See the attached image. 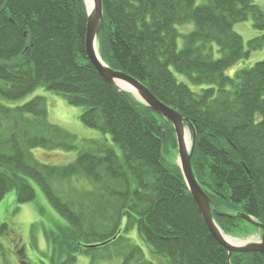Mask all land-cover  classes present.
I'll return each instance as SVG.
<instances>
[{"label": "trees", "instance_id": "16d2710c", "mask_svg": "<svg viewBox=\"0 0 264 264\" xmlns=\"http://www.w3.org/2000/svg\"><path fill=\"white\" fill-rule=\"evenodd\" d=\"M102 1L100 56L192 125L194 174L212 208L226 214L214 217L218 226L233 237L264 233V59L227 73L264 47V8L253 0ZM249 18L262 33L245 48L234 25ZM87 19L83 0H0V97L18 101L43 87L82 107V123L105 135L71 163L44 164L32 149L70 151L76 136L48 120L45 97L14 107L0 101V202L11 190L19 204L30 202L39 186L66 221L62 231H44L51 264H74L80 253L94 264L96 248L130 230L168 264H264L259 252L229 259L180 167L165 160L177 146L172 123L100 75L85 49ZM191 22L192 31L178 30ZM9 229L3 223L0 236Z\"/></svg>", "mask_w": 264, "mask_h": 264}, {"label": "rangeland", "instance_id": "374dc122", "mask_svg": "<svg viewBox=\"0 0 264 264\" xmlns=\"http://www.w3.org/2000/svg\"><path fill=\"white\" fill-rule=\"evenodd\" d=\"M253 1L264 8V0ZM83 2L87 6L86 1L83 0ZM204 2H206V0H197V4ZM177 27L182 34H185L192 31L195 25L191 22ZM234 29L243 37L245 48H247L250 39L262 33L253 27L251 18L236 23ZM183 46L184 38L180 36L178 38V47L182 48ZM215 56L218 57L219 54L215 53ZM262 59H264V47L253 51L248 58L234 64L227 70V73L233 75L236 71L251 67ZM178 78L184 79L181 75L178 76ZM191 87L196 91L201 89V87L192 84ZM125 92L127 91L125 90ZM37 96H42L46 99L48 120L76 136L73 141L76 147L70 151L63 149L50 150L40 147L32 149L33 155L41 163L51 165H65L71 163L76 160L81 150L91 147V140H104L105 135L95 129L86 127L82 123L80 119L83 112L82 107L69 105L61 95L47 91L43 87L36 89L33 93L18 101H9L1 97L0 101L14 107L25 104ZM107 137L109 142L116 148L117 152L120 153L119 147L112 143L109 136ZM190 139L192 140L191 134ZM165 160L169 163L174 162V164H179L177 146L176 149H173L169 154L166 153ZM33 185L36 190V197L34 200L19 204L16 199V190H11L0 202V226L3 223H8L10 226L9 231L0 236L6 250V257H4V259L0 257V264H20L19 260L26 261L25 264H51L44 256V253L48 249L44 231L48 228L54 231H62L66 225V221L51 206L39 186L35 183H33ZM33 226H35L34 237L31 233ZM122 235L123 238L121 241L110 243L94 250V253L97 255L94 264H168L167 258L155 253L136 230L123 232ZM260 238L261 235L258 229H256L253 234L237 239L247 242L257 241ZM22 247L25 257H23V254L20 255V253H17V249H21ZM135 248H139V250L135 251L133 256H130V252ZM91 262V255L80 253L77 255V260L74 264H92Z\"/></svg>", "mask_w": 264, "mask_h": 264}, {"label": "water", "instance_id": "95a60500", "mask_svg": "<svg viewBox=\"0 0 264 264\" xmlns=\"http://www.w3.org/2000/svg\"><path fill=\"white\" fill-rule=\"evenodd\" d=\"M94 2V10L93 12H88L87 19V31H86V40H85V49L87 56L96 70L100 73V75L107 81L110 85L116 88L118 91L123 90L118 81L122 80L127 83L133 85L139 92L141 99H138L141 103L149 106L157 113L163 115L167 120H169L175 130L176 138H177V148H178V157H179V166L182 170L183 177L185 182L197 204V207L201 213V216L206 223L208 229L215 237V239L228 251L229 259L231 258L233 253H245V252H259L264 255V234L259 241H248L244 244L235 245L228 243L223 236V232L221 228L218 226L214 219V214L217 215H226L219 212H216L212 208V201L210 197L205 193V191L200 186L192 167V153L195 147L196 141V133L192 128V125L188 123V120L183 117V115L175 110L174 108L168 106L164 102H162L159 98H157L148 87H146L142 82L133 76L115 70L108 66L103 59L101 58L98 52V35L99 31L103 26V1L102 0H93ZM128 93H132L127 91ZM133 94V93H132ZM193 129V137L191 141L190 150L186 148L185 144V129L186 124ZM165 146V134H163V147ZM242 218L247 220L250 223L255 224L256 226L262 225L256 223L255 219L252 216L241 214ZM225 235V234H224Z\"/></svg>", "mask_w": 264, "mask_h": 264}, {"label": "bare ground", "instance_id": "6f19581e", "mask_svg": "<svg viewBox=\"0 0 264 264\" xmlns=\"http://www.w3.org/2000/svg\"><path fill=\"white\" fill-rule=\"evenodd\" d=\"M86 1V4H87V6H88V10H89V12L91 13V12H93V10H94V2H93V0H85ZM118 84H119V86L122 88V89H124V90H126V91H130V92H132L131 94L133 95V96H136L138 99H141L142 100V97L140 96V94H139V92H138V90L133 86V85H131L130 83H127V82H125V81H122V80H119L118 81ZM191 130H193L189 125L188 126H186V129H185V144H186V148L188 149V150H190V147H191V139H190V134L192 135V131ZM194 134V133H193ZM175 135H176V133H175ZM193 137V136H192ZM176 142H177V138H176ZM195 144H196V141H195ZM178 166H179V164H178ZM180 167V166H179ZM181 169V168H180ZM181 172H182V170H181ZM182 175H183V173H182ZM200 186H201V184H200ZM202 187V186H201ZM202 189L204 190V188L202 187ZM205 191V190H204ZM205 193L207 194V192L205 191ZM208 195V194H207ZM193 197V196H192ZM194 199V198H193ZM195 201V200H194ZM196 203V202H195ZM217 214H214V217L216 216ZM218 216V215H217ZM215 219V218H214ZM257 227V226H256ZM258 232H259V234L261 235V237H262V235L264 234V233H261V231H259L258 230ZM223 236H224V239L228 242V243H231V244H235V245H240V244H244L245 243V241H242V240H239V239H237V238H240V237H233V236H230V235H224L223 234ZM259 240H261V238L259 239ZM259 240H257V241H259ZM248 242V241H247Z\"/></svg>", "mask_w": 264, "mask_h": 264}, {"label": "flooded vegetation", "instance_id": "af4514ba", "mask_svg": "<svg viewBox=\"0 0 264 264\" xmlns=\"http://www.w3.org/2000/svg\"><path fill=\"white\" fill-rule=\"evenodd\" d=\"M19 263H20V264H25L26 261L19 260Z\"/></svg>", "mask_w": 264, "mask_h": 264}]
</instances>
